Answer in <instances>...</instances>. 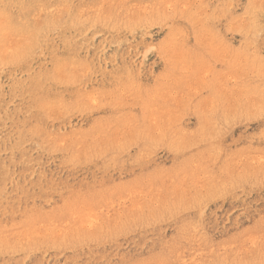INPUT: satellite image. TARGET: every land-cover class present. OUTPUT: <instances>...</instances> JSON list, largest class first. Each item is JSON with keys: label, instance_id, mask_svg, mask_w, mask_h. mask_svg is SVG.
Returning <instances> with one entry per match:
<instances>
[{"label": "rangeland", "instance_id": "374dc122", "mask_svg": "<svg viewBox=\"0 0 264 264\" xmlns=\"http://www.w3.org/2000/svg\"><path fill=\"white\" fill-rule=\"evenodd\" d=\"M0 264H264V0H0Z\"/></svg>", "mask_w": 264, "mask_h": 264}]
</instances>
